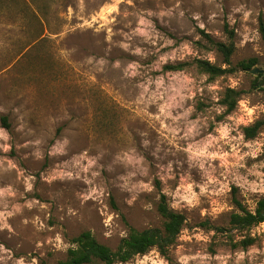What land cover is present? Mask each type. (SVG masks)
<instances>
[{
  "label": "rangeland",
  "instance_id": "1",
  "mask_svg": "<svg viewBox=\"0 0 264 264\" xmlns=\"http://www.w3.org/2000/svg\"><path fill=\"white\" fill-rule=\"evenodd\" d=\"M43 3L42 26L0 8V264H57L84 230L115 249L130 226H162V194L186 217L168 256L115 264H264V222L230 230L233 196L251 210L264 196V126L243 130L264 87L197 63L225 66L221 41L232 65L264 69V0ZM227 87L242 91L231 112Z\"/></svg>",
  "mask_w": 264,
  "mask_h": 264
},
{
  "label": "trees",
  "instance_id": "2",
  "mask_svg": "<svg viewBox=\"0 0 264 264\" xmlns=\"http://www.w3.org/2000/svg\"><path fill=\"white\" fill-rule=\"evenodd\" d=\"M44 0H0V8L5 3L17 4L19 12L26 16L27 24L42 26L43 22L38 11L46 8ZM259 29L264 39V19L261 17L259 21ZM219 50L224 54V65H218L207 59H198L199 67L210 74L211 77L222 76L232 73L237 69L249 70L258 63V58L251 57L243 59L237 65H232L231 55L235 49L233 43L227 45L224 42H215ZM183 64H168V69H180ZM254 87H264V73H259L255 77ZM242 91L235 87H227L225 95L221 100L227 112L233 111L241 97ZM3 124L9 127L8 117L3 115ZM264 126V117L255 120L252 124L244 126L243 130L248 139L256 137L258 132ZM264 155V151H263ZM236 189V188H235ZM233 201L238 210L233 211L230 215V230L239 229L242 231L250 230L253 226L264 222V196L257 201L254 210L248 208L236 195ZM158 211L162 215L164 221L162 226H150L143 229L130 226L128 234L122 238L117 248L113 249L109 245L99 241L91 230H84L71 239V246L67 250V256L60 259L57 264H115L117 262H128L137 255L147 253L149 250L156 248L162 254L168 256V252L178 239L183 229L186 217L185 215L168 205L165 194L161 195L158 203ZM219 231H227L226 227H218ZM257 240L256 236H244L235 245L243 248L254 244Z\"/></svg>",
  "mask_w": 264,
  "mask_h": 264
},
{
  "label": "water",
  "instance_id": "3",
  "mask_svg": "<svg viewBox=\"0 0 264 264\" xmlns=\"http://www.w3.org/2000/svg\"><path fill=\"white\" fill-rule=\"evenodd\" d=\"M249 71L254 73L255 75H258L259 73H264V69L260 68L257 65H254L252 68L249 69Z\"/></svg>",
  "mask_w": 264,
  "mask_h": 264
}]
</instances>
